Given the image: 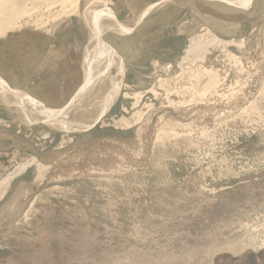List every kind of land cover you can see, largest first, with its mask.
<instances>
[{"label": "rangeland", "instance_id": "374dc122", "mask_svg": "<svg viewBox=\"0 0 264 264\" xmlns=\"http://www.w3.org/2000/svg\"><path fill=\"white\" fill-rule=\"evenodd\" d=\"M162 1L105 0L141 22L106 31L127 55L114 44L123 82L94 125L0 109V182L19 173L0 198V264H264V1ZM209 38L228 44L183 62Z\"/></svg>", "mask_w": 264, "mask_h": 264}, {"label": "crops", "instance_id": "0c3cea01", "mask_svg": "<svg viewBox=\"0 0 264 264\" xmlns=\"http://www.w3.org/2000/svg\"><path fill=\"white\" fill-rule=\"evenodd\" d=\"M9 34L0 38V93L7 97L0 99V109L12 121L49 122L74 100L90 96L92 43L80 23L72 20L48 33L23 28Z\"/></svg>", "mask_w": 264, "mask_h": 264}, {"label": "bare ground", "instance_id": "6f19581e", "mask_svg": "<svg viewBox=\"0 0 264 264\" xmlns=\"http://www.w3.org/2000/svg\"><path fill=\"white\" fill-rule=\"evenodd\" d=\"M207 1H217L219 3L222 2L226 4L249 2V0ZM104 2L105 0H0V38L6 36L11 32L17 31L12 30L16 27L27 25L30 21H34L35 24L40 25L44 23L46 19L47 21L44 24H46L47 26L48 22H51L52 28L49 31H53L54 29L61 27L64 23L72 20H76L78 23H81L82 20H80V17H82V19L84 20V31L87 36L90 37L92 43V50L90 52V84L88 90L86 91H91L90 96H86V98H80V103L75 104L74 107L63 109L62 111L58 112V114L60 115L59 117H53L51 118V121L42 124H47L51 128H56L59 130H69V128H89L100 120L111 103L118 97L117 92L119 91L120 86L123 82L122 79L124 73V61L121 57L122 55H119L115 50L116 46L120 45V50H118L123 55L126 56L127 52L125 47L122 46L124 44H121L124 41H120L121 38H119V36L107 34L108 32L106 31L112 30V32L114 31V33L116 32L119 35L127 34L125 37H130V35H132L133 33L131 31H133V29H135V27L140 24V20H142L143 16H141V19L137 20L140 21L139 23L136 21H128L126 23L117 22L114 16V12L111 9L103 6L105 4ZM168 2L169 0H164L159 4L165 6L166 4H168ZM159 4L147 9L145 11V14L148 11H154L157 6H159ZM213 15L227 21L241 19L238 16L231 17L221 15L216 11L213 12ZM44 16H46V18ZM47 16H51L52 19H48ZM18 30H20V28ZM226 44L228 43H224L218 38H209L204 43H202V41L195 42L193 46H191V50L187 52L188 56L183 58V62L192 55L196 58H203L209 52V49L217 48L221 45ZM195 49L199 51V53L194 54ZM99 85L100 89L98 88ZM94 86L99 90L95 91V89H93ZM0 94V99H3L5 93ZM21 113L19 110L15 112V114L17 115ZM66 118H71L73 121H68V124L66 123ZM53 119H55L56 121ZM53 121H55L56 123ZM27 124L31 125L33 123ZM24 169L25 167L23 169H20L19 172L23 171ZM18 174L19 173L17 171L14 175L17 176ZM14 175L0 182V198H2L6 193V189L10 181L14 178Z\"/></svg>", "mask_w": 264, "mask_h": 264}, {"label": "water", "instance_id": "95a60500", "mask_svg": "<svg viewBox=\"0 0 264 264\" xmlns=\"http://www.w3.org/2000/svg\"><path fill=\"white\" fill-rule=\"evenodd\" d=\"M254 1V0H249L248 4L245 6L246 8H250L251 7V2ZM232 5V4H230ZM70 105V104H69Z\"/></svg>", "mask_w": 264, "mask_h": 264}]
</instances>
